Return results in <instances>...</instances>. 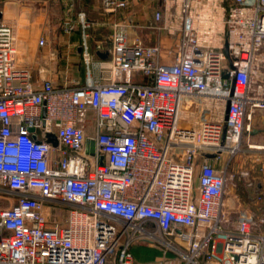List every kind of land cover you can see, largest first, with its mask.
<instances>
[{"label":"built area","instance_id":"built-area-1","mask_svg":"<svg viewBox=\"0 0 264 264\" xmlns=\"http://www.w3.org/2000/svg\"><path fill=\"white\" fill-rule=\"evenodd\" d=\"M151 1L147 28L177 42L170 63L123 29L95 61L86 14L62 21L79 33L82 83L35 86L0 24V195L13 203L0 264H142L136 242L159 264H264V211H244L228 169L264 111V0ZM128 5L100 0V12ZM191 109L195 126H181ZM246 191L264 206L259 180Z\"/></svg>","mask_w":264,"mask_h":264},{"label":"crops","instance_id":"crops-1","mask_svg":"<svg viewBox=\"0 0 264 264\" xmlns=\"http://www.w3.org/2000/svg\"><path fill=\"white\" fill-rule=\"evenodd\" d=\"M155 6L151 0H129L126 9L102 14L100 0H0V24L8 26L12 32L16 68L26 71L35 86L44 79L58 86L64 82L83 81L78 30L74 28L66 32L61 25L67 19L74 24L78 12H84L90 21L89 43L95 61L107 60L112 33L123 29L130 41L139 39L147 45L160 42L163 55L167 58L163 63H170L176 50V39L164 33L157 36L147 28L152 22ZM41 39L44 41L42 47L38 45ZM97 45L102 53L96 50ZM132 81L139 83L142 80L134 76ZM195 116L194 109L183 111L180 125L194 127ZM260 143L257 146L261 148L253 151V154L259 161L258 167L263 168V176L259 180L264 186V139ZM145 245L147 249H156ZM155 251L159 253L158 249ZM132 256L142 264H159L161 254L152 261Z\"/></svg>","mask_w":264,"mask_h":264},{"label":"rangeland","instance_id":"rangeland-1","mask_svg":"<svg viewBox=\"0 0 264 264\" xmlns=\"http://www.w3.org/2000/svg\"><path fill=\"white\" fill-rule=\"evenodd\" d=\"M249 126V132L245 134L241 141L240 149L236 158L229 164V171L236 172L235 185L240 194V201L242 208L245 212L253 214L255 218L259 217L264 211L263 205H253L250 199L254 196L251 192L246 191L248 184H253L263 176L258 167V159L253 154L256 149H251L250 145H261L260 141L264 139V111L256 110L251 117ZM256 158V159H254ZM244 173L247 175L244 176ZM263 181V178H261ZM260 181V180H259ZM261 182V181H260ZM264 182V181H263ZM248 188V187H247ZM250 190L253 188H249ZM12 200L0 195V209L12 207ZM64 213L58 215L57 221L62 222L64 220ZM264 230V226H263ZM145 242H136L130 246L131 253L141 260L152 261L157 255H160L155 250L147 249Z\"/></svg>","mask_w":264,"mask_h":264},{"label":"water","instance_id":"water-1","mask_svg":"<svg viewBox=\"0 0 264 264\" xmlns=\"http://www.w3.org/2000/svg\"><path fill=\"white\" fill-rule=\"evenodd\" d=\"M228 105H229V101H227V103H226L225 114L227 113ZM225 119H226V115H225ZM31 131L32 130H30V132ZM43 138L45 139V141L47 143H50L53 147H56L57 146V140H56V138L52 134H44L43 135Z\"/></svg>","mask_w":264,"mask_h":264},{"label":"bare ground","instance_id":"bare-ground-1","mask_svg":"<svg viewBox=\"0 0 264 264\" xmlns=\"http://www.w3.org/2000/svg\"><path fill=\"white\" fill-rule=\"evenodd\" d=\"M250 148H255V149H258V148H261V146L259 147V146H257V145H250ZM144 153V152H143Z\"/></svg>","mask_w":264,"mask_h":264}]
</instances>
